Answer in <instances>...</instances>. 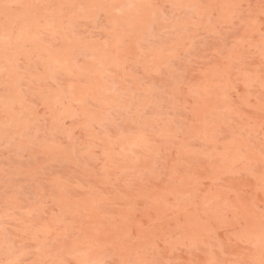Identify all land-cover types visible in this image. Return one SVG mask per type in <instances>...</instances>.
Segmentation results:
<instances>
[{"label": "rangeland", "instance_id": "1", "mask_svg": "<svg viewBox=\"0 0 264 264\" xmlns=\"http://www.w3.org/2000/svg\"><path fill=\"white\" fill-rule=\"evenodd\" d=\"M0 264H264V0H0Z\"/></svg>", "mask_w": 264, "mask_h": 264}]
</instances>
